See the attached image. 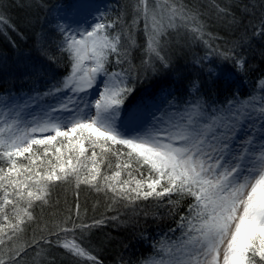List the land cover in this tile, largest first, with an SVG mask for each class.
<instances>
[{"label":"snow or ice","instance_id":"1","mask_svg":"<svg viewBox=\"0 0 264 264\" xmlns=\"http://www.w3.org/2000/svg\"><path fill=\"white\" fill-rule=\"evenodd\" d=\"M213 6L241 29L232 48L217 54L232 61L237 70L246 68L247 57L237 49L264 41V0L243 6V14L251 18L249 25L227 5ZM133 13L130 24L97 22L75 35L58 25L62 50L70 60L69 73L46 92L27 98L0 97V264H21L28 248L36 250L34 261L40 264L47 254L44 245L53 243L99 264L82 245L85 232L104 224L107 217L67 226L69 216L52 229L45 225L39 238L20 241L25 226L37 220L35 208L49 203L58 184H74L76 189L88 185L111 193L113 203L125 201L126 206L168 197L177 208L181 199L191 198L177 222L180 236L157 241L154 249L159 258L145 259L143 264H264V79L259 97L237 93L223 104L210 103L201 81L193 80L192 99L181 106L166 98L169 110L150 127L122 130L117 119L132 91L127 79L134 69L132 51L138 46L133 30L140 20L146 35L144 66L158 63L171 68L173 45L181 40L211 47L204 39L211 33L206 32L204 13L197 4L136 0ZM4 28L15 30V25L0 11V31ZM39 50L43 55L42 47ZM201 59L193 62L200 64ZM113 61L127 67L109 71ZM34 71L38 74L39 69ZM206 71L210 80L216 78L215 68ZM98 79L103 87L92 99L87 93L97 87ZM33 106L39 112L27 113ZM134 118L132 114L130 119ZM104 167L110 175L102 174ZM122 173L126 178L121 179ZM173 195L178 199L173 200ZM76 216H80L78 204ZM68 233H73L71 239Z\"/></svg>","mask_w":264,"mask_h":264},{"label":"trees","instance_id":"2","mask_svg":"<svg viewBox=\"0 0 264 264\" xmlns=\"http://www.w3.org/2000/svg\"><path fill=\"white\" fill-rule=\"evenodd\" d=\"M0 0V11L5 12L15 25V30L4 28L0 31V96L20 95L23 93L46 92L57 81L65 77L69 71V60L64 52H60L59 42L61 36L50 24L48 14L61 0ZM186 3H194L204 13L202 19L206 22V32L211 33V38L204 37L211 47L202 41L186 42L181 40L179 45H173V64L169 69L161 67L158 63L154 67V74L139 82L135 81L130 88L133 89V98L144 97L142 92L149 85L159 87L160 90H169L171 96L179 105H183L192 99L189 95V85L193 80H200L201 91L210 103L223 104L233 94L246 97L256 94V84L264 79V41L255 40L251 48L237 49L243 51L247 57V67L237 70L232 61H223L217 54L226 48H232L239 39L241 29L232 23L231 16L224 17L217 12L214 4L221 7L227 5L231 11L236 13V18L244 25H249L250 17L243 14L245 4L255 3L256 0H185ZM111 22V21H110ZM253 24L258 21L253 20ZM249 32L252 28L249 26ZM14 42V43H13ZM137 47L131 55L133 71L139 73L142 66L138 57L145 50L146 42L137 38ZM42 47L44 54L39 50ZM138 48V49H137ZM138 57H136V55ZM45 56L51 57L58 64L54 69L53 77L48 81V76L40 78L39 82H31L26 73V63L30 59H41ZM201 59L200 64L193 61ZM127 67L119 66V68ZM216 69V78L210 80L207 68ZM135 68H138L136 70ZM51 69L43 70L50 73ZM231 75V77H229ZM38 84V85H36ZM153 87V86H152ZM152 89L153 92V88ZM159 90V91H160ZM148 94L146 97H153ZM99 152V149H97ZM113 165L116 161L110 158ZM114 170V169H113ZM142 171H146L142 169ZM102 174L110 175L111 172L102 168ZM126 178L122 173L121 179ZM78 192V197L75 194ZM173 200L178 199L172 196ZM191 198L180 200L177 208L168 203V197L162 200L149 198L148 200H137L135 205L126 206L125 201L113 203L111 193L97 192L88 185L81 184L76 189L74 184H58L54 187L51 199L42 208L37 206L34 214L36 222L25 226L20 236V241L31 242L33 236L39 238L41 229L47 225L49 229L53 225L67 217H71L67 226L72 222L92 224L94 220L109 218L99 227H93L85 232L83 247L92 255L96 256L99 264H143L145 259L156 256L154 246L163 237L175 240L180 236L177 222L180 216L186 214ZM79 205L80 216H76V205ZM118 217V219H110ZM175 229V232H169ZM73 233H68L71 239ZM80 236L79 230L75 233ZM61 238L64 234L61 233ZM55 241V237H50ZM47 249L46 257L40 264H93L92 261H83L66 252L55 243L51 247L44 245ZM36 250L28 248L26 254H22L21 264H35L34 256Z\"/></svg>","mask_w":264,"mask_h":264},{"label":"rangeland","instance_id":"3","mask_svg":"<svg viewBox=\"0 0 264 264\" xmlns=\"http://www.w3.org/2000/svg\"><path fill=\"white\" fill-rule=\"evenodd\" d=\"M34 1V0H33ZM31 1V2H33ZM136 3V0H61L57 3L56 6L52 9L48 14V20L46 21L50 24L56 32L58 25H64L69 32L72 34H77L83 32L85 29L91 30V26H94L95 23H109L108 21H118L119 25L130 24L133 16V5ZM103 17V19H101ZM107 19V21H106ZM139 26L134 29L135 38L137 40L138 37L146 42V35L143 30V21L140 20ZM59 33V32H58ZM60 34V33H59ZM61 36V35H60ZM63 41L60 39L59 47L60 52H64L62 50ZM138 49V48H137ZM134 50V49H133ZM65 53V52H64ZM133 53V51H132ZM141 56L136 57L140 58L138 64L142 66V69L139 73L136 71H132L128 76L127 85L130 88L133 82H141L147 79L149 76L152 77L154 74V67L157 63L154 64V67H148L142 65V61L147 60V56L145 54V50L141 52ZM66 58L69 60L68 55L65 53ZM46 61L41 59H30L26 63V73L24 77H28L31 82H39L40 78L49 77L48 81L53 77L54 69L58 68V64L55 60L49 59V56H45ZM119 66L125 65H116L115 62L108 65L109 71H120ZM127 66V65H126ZM69 68H70V60H69ZM34 69H39V72L34 71ZM51 69L50 73H43V70ZM138 70V68H135ZM231 77V75H229ZM135 80V81H134ZM38 85V84H36ZM153 86V87H152ZM103 85L100 83V80L97 81V87L91 89L87 95L92 98H98L97 93L102 90ZM153 88L149 90V88ZM260 81L256 84V96H260ZM47 88L46 90H48ZM159 87L154 85H149L143 91L142 96L144 97H136L133 98V89L127 95L124 100V104L121 106L120 115L117 119V126L121 127L122 130L131 131L132 129H137L143 131L144 129L151 126V124L155 121L156 117L163 116L166 111L169 110V104L165 103V99L169 102L173 101V97L169 95V90H160ZM37 90H33V93H23L20 95H11L15 98H27L28 96H34L37 93ZM155 94L153 97H146L148 94ZM71 94V93H69ZM6 95H1L0 97H5ZM46 100H50L51 98H45ZM174 110V109H173ZM38 107H30L27 110V113H38ZM135 114L134 119H130V116ZM155 114V116L153 115ZM60 115H66L64 113ZM135 134V133H132ZM47 135V134H46ZM70 239V238H69ZM62 248V247H61ZM63 249V248H62ZM65 250V249H64ZM66 251V250H65ZM67 252V251H66ZM157 259L158 256H154ZM83 261H89L86 258L77 257ZM153 258V257H152Z\"/></svg>","mask_w":264,"mask_h":264}]
</instances>
